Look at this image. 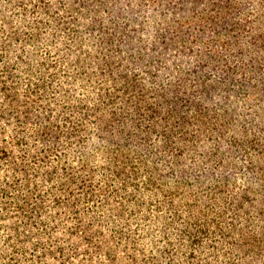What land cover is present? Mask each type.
I'll return each mask as SVG.
<instances>
[{
  "label": "rangeland",
  "instance_id": "obj_1",
  "mask_svg": "<svg viewBox=\"0 0 264 264\" xmlns=\"http://www.w3.org/2000/svg\"><path fill=\"white\" fill-rule=\"evenodd\" d=\"M0 264H264V0H0Z\"/></svg>",
  "mask_w": 264,
  "mask_h": 264
},
{
  "label": "trees",
  "instance_id": "obj_2",
  "mask_svg": "<svg viewBox=\"0 0 264 264\" xmlns=\"http://www.w3.org/2000/svg\"><path fill=\"white\" fill-rule=\"evenodd\" d=\"M154 169L155 168H153V170ZM170 171L174 172L177 171V169H170ZM213 211L214 210H211L210 212L213 213ZM209 215L212 214H202L198 216L197 219L192 221V223H189V226H185L183 228V235L187 236V241H188L187 248L190 250L188 256L192 255L191 251H193L194 248L199 247V244H201V242L203 243L202 241L203 238L212 236L214 231L216 230L222 231L220 225H216L217 221L219 220L213 217V215L211 219H208Z\"/></svg>",
  "mask_w": 264,
  "mask_h": 264
}]
</instances>
